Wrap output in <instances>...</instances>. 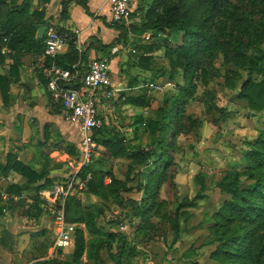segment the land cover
<instances>
[{
  "label": "trees",
  "instance_id": "obj_1",
  "mask_svg": "<svg viewBox=\"0 0 264 264\" xmlns=\"http://www.w3.org/2000/svg\"><path fill=\"white\" fill-rule=\"evenodd\" d=\"M74 2L93 16L86 0ZM61 3V14L65 16L70 1L62 0ZM135 12H138L140 21L139 25H132L135 36L146 31L162 32L167 38L177 40L175 45L165 46L169 68H162L157 74H168L172 78L176 69H182L185 82L178 87L176 94L165 100L158 117L144 123L145 130L151 136L150 146L146 151L131 149L117 133L115 139L108 138L105 125L94 132L96 143L106 147L110 155L120 156L131 149L137 154L141 153L146 164L150 161L152 167L145 182L140 170L135 175L127 170L125 177L118 179L109 169L92 168L91 161L84 169V174L90 173L84 192L102 200H116L120 207L126 209L122 217H137L139 227L147 228L152 225L150 218L157 215L160 209L161 200L156 199L154 192L165 180L169 163L165 152L167 136L171 135L175 139L184 132V119L190 118L185 115L184 110L194 93L197 71H200L201 79L206 81L208 70L221 58V65L225 68L224 82L230 89L237 86L242 79L241 71H245L246 77L237 87L238 96L246 99L252 110L264 112V50L261 47L264 42V0H153L147 8L137 6ZM46 24L44 8L31 9V0H0V37H8V45L14 52L40 54L44 47L43 37L37 38L36 31L39 26ZM109 25L119 31L118 35L108 44L99 42L96 49L107 50L122 41L127 45L131 29L112 21ZM57 29L67 32L69 39L68 51L57 55L55 61L66 68L78 61L82 63L83 54H79L76 49L75 34L62 28ZM137 62L142 68L150 69L152 76H156L148 52H144V56ZM85 67L83 64L82 70ZM254 73L260 79L253 78ZM133 79L136 77L132 78L130 84H133ZM9 98L8 78L0 74V109L8 104ZM125 100L135 106L147 105L143 95L130 94ZM51 104L61 108L52 101ZM134 122L139 127L142 116L136 115ZM250 145V149L244 154L246 164L243 174L247 181L240 182L236 173L227 172L218 183L219 190L230 195L221 215L225 220L234 217L240 221L246 227V232L233 228L232 231L224 229L216 235L215 238L219 241L214 252L216 264H264V129ZM68 151L74 154L73 148ZM8 170H14L25 178L22 183L8 184L4 190L8 195H21L23 192L31 195L53 183L45 169L36 171L12 156L5 165L0 164L1 172L6 173ZM107 177L109 181L105 182ZM131 180H137L136 185L130 184ZM132 190L142 191L143 197H123V192ZM80 199L71 198L66 205L67 219L85 224V231L78 229L75 232L71 260L61 259L56 254L31 264H79L84 253L94 264H105L101 256L103 249L117 262L122 254L131 250L127 245L125 247L126 238L123 234L105 230L98 224L101 211L94 205L82 204ZM37 202L38 197L33 206H30L31 210L40 209ZM183 204L192 205V201ZM114 243L116 250L113 252Z\"/></svg>",
  "mask_w": 264,
  "mask_h": 264
},
{
  "label": "rangeland",
  "instance_id": "obj_2",
  "mask_svg": "<svg viewBox=\"0 0 264 264\" xmlns=\"http://www.w3.org/2000/svg\"><path fill=\"white\" fill-rule=\"evenodd\" d=\"M135 8L132 6V24L129 26L131 31L132 25L140 23ZM146 34H149L148 39L145 38ZM142 35L135 36L133 31L130 32L126 45V64L128 69L139 67L138 59L144 56V52L149 53L156 76H152L150 69L140 66L145 71L139 75V80L136 76L139 86L133 92L134 95H143L147 105L139 106L138 109L132 106L124 108V99L121 97L125 96V93L129 94V91L122 90L114 105L110 100L104 103L100 115L106 116L108 138L115 139L117 133L132 147L131 149L146 151L150 146L151 136L145 130L144 123L158 117L159 109L164 106L165 100L176 94L178 87L182 86L185 80L182 69H176L172 78L168 74L163 76L157 74L162 68H169L165 46H173L177 40L167 38L162 32L146 31ZM261 47L264 50V42ZM221 61V58H218L214 62L213 68L208 70L206 81L201 79L200 71H197L194 78V93L184 110L185 115H189L191 120L184 119V132L178 134L175 139H172L171 135L167 136L165 152L169 163L165 180L154 192L156 199L161 200V204L158 214L150 218L151 226L140 228L139 218L122 217L126 209L120 207L116 200L112 198L102 200L98 196L83 192L81 203L94 205L101 211L98 224L105 230L123 234L126 238L125 247L126 245L131 247L130 251L120 256L119 262L103 249L101 256L105 264H216L214 252L219 242L215 238L216 235L224 229L232 231L233 228L242 233L246 232V227L242 226L240 221L234 217L225 220L221 215L224 203L230 195L221 192L218 183L227 172L236 173L240 182L247 181L243 174L246 164L244 154L264 129V112L252 110L247 100L238 96L237 87L246 77L245 71H241L242 79L235 88L226 87L223 78L225 68ZM129 76L131 81L133 74ZM252 76L260 79L255 73ZM144 78L161 81L164 88L158 92H149L141 86ZM110 104L113 109L109 112ZM139 114L142 116V122L138 127L134 117ZM96 144L92 168L109 169L118 179H123L127 170H131V174L134 175L140 170L145 182L152 166L150 161L148 164L144 162L145 158L141 153L137 154L135 150L130 149L120 156H112L106 147ZM48 151L45 153H51L50 149ZM49 157L52 159V156ZM46 161L51 167L49 160ZM64 169V166H55L54 171L60 173L56 174L52 181L60 178ZM22 178L12 173L9 181ZM129 183L134 186L137 180H131ZM12 196L16 197L13 202L19 206L15 207L18 214L26 210L23 205L33 206L37 199V193L30 195L23 192L21 195ZM123 197L140 199L143 192L139 190L123 192ZM188 201H192V205L183 204ZM31 211L34 218L22 219V216H17V220L20 225L27 227L26 230L37 240L32 258L41 260L50 257L49 251L55 236L53 219L50 214L43 215L41 209L34 208ZM73 245L74 240L70 246L56 254L61 259L71 260ZM115 250L114 243L113 252ZM79 264L94 262L88 260L84 253Z\"/></svg>",
  "mask_w": 264,
  "mask_h": 264
},
{
  "label": "crops",
  "instance_id": "obj_3",
  "mask_svg": "<svg viewBox=\"0 0 264 264\" xmlns=\"http://www.w3.org/2000/svg\"><path fill=\"white\" fill-rule=\"evenodd\" d=\"M61 1L31 0V9L44 8V18L47 20V24L75 34L76 49L79 54H83L82 64L87 65L88 61L96 56L109 57L115 95L112 99L100 100L99 112L104 108L106 101L110 100L114 105L122 90L129 91V94L125 93V96L121 97L124 99L123 107L132 106L138 109L139 106L128 103L125 97L134 94L133 92L139 86L137 79H133V84L129 83V75L138 76L139 80V75L145 70L138 66L128 69L126 43L123 41L107 50L96 49L99 42L108 44L119 33L116 28L109 25L111 20L107 0H86L88 9L93 16L88 15L83 7L74 0H69L70 3L64 16L61 14ZM152 1L133 0L131 3L136 8L137 6L147 8ZM113 47L118 48L117 52H112ZM67 51L68 45L57 55L65 54ZM41 70L40 54L25 51L14 52L12 49V52L0 55V74L8 78V93L10 95L8 104L0 109V164L5 165L7 159L12 156L36 171L45 169L53 179L56 174L60 173L54 171L55 166H64L66 169L65 163L56 160L54 154L74 155L77 153L81 132L76 123L64 119L61 108L58 109L57 106L54 107L51 104ZM145 79L146 81L151 80L142 79L141 86ZM112 109L111 105L108 111L110 112ZM104 118L106 119V116ZM70 148H73L74 154L68 151ZM49 149L51 153H45ZM49 156H52V159ZM46 160H49L51 167L48 166ZM65 169L57 180L66 174L67 169ZM12 173L22 178L14 170H8L6 173L0 171V208H2V214H0V264H31L36 261L32 256L35 253L37 240L26 230L27 227L20 225L17 216H22V219L34 218V213L30 212L31 205H26V207L23 205L26 210L24 213L21 211L18 214L15 210L18 204L13 202L12 195H8L4 191L8 184H19L25 180L22 178L9 181ZM4 195L7 197L5 198Z\"/></svg>",
  "mask_w": 264,
  "mask_h": 264
},
{
  "label": "built area",
  "instance_id": "obj_4",
  "mask_svg": "<svg viewBox=\"0 0 264 264\" xmlns=\"http://www.w3.org/2000/svg\"><path fill=\"white\" fill-rule=\"evenodd\" d=\"M131 2L132 0H107L110 20L129 28L132 23ZM46 26L43 32L44 47L40 53L41 74L52 103L58 104L64 119L76 123L81 132L77 153L54 154L56 160L65 163L66 174L37 192V206L53 219L55 236L49 251L51 256L72 244L76 230L85 231L83 222L67 219L66 205L69 199H79L83 195L90 178V173L84 174V169L90 164L97 150L94 132L107 123L100 115L99 102L101 99L114 98L115 91L108 56L91 58L83 70L79 61L70 67H63L55 58L67 46L69 35L51 24ZM145 38L148 39L149 34H146ZM117 50V47L112 48V52ZM132 51L134 52V49ZM10 52L12 49L8 45V37L1 36L0 55ZM143 86L149 92H158L164 88L161 81L154 80L145 81ZM61 156L63 157L59 159ZM108 181L109 178H105V182ZM13 198L16 199L14 196Z\"/></svg>",
  "mask_w": 264,
  "mask_h": 264
},
{
  "label": "water",
  "instance_id": "obj_5",
  "mask_svg": "<svg viewBox=\"0 0 264 264\" xmlns=\"http://www.w3.org/2000/svg\"><path fill=\"white\" fill-rule=\"evenodd\" d=\"M46 27H47L46 25H41V26L38 27L37 32H36V37L37 38H42L43 37V32L45 31Z\"/></svg>",
  "mask_w": 264,
  "mask_h": 264
}]
</instances>
